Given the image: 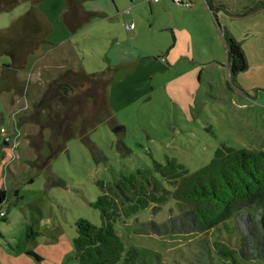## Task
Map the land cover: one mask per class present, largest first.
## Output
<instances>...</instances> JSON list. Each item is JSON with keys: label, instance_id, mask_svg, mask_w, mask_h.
Instances as JSON below:
<instances>
[{"label": "rangeland", "instance_id": "rangeland-1", "mask_svg": "<svg viewBox=\"0 0 264 264\" xmlns=\"http://www.w3.org/2000/svg\"><path fill=\"white\" fill-rule=\"evenodd\" d=\"M190 1L191 9L145 0L129 10V0H107L114 11L118 8L123 13L118 26L96 24L78 33L71 30L74 25L70 30L65 25L68 0H45L36 6L53 27L48 39L53 47L42 49L43 54L50 52V60L48 57L45 61L49 70H67L68 67L53 62L63 57L78 71L102 75L108 79L107 99L104 93L102 102L95 95L93 102L80 103L84 120H75L76 131L66 140V148L39 169L29 140L38 134V126L28 124L16 130L14 123L31 113L48 83L41 90L43 83L33 82L34 71L29 75L22 71L19 74L28 82L27 97L0 95V144L5 140L2 127L7 131L6 137L14 136L11 153L7 149L0 157V186L19 189L18 196L10 193V199L0 205V213H7L5 218L0 216V264H79L73 246L75 222L86 219L101 225L99 211L90 206L101 193L98 181L114 183L138 169H152L153 161L164 163L167 157L175 158L193 173L209 164L223 145L238 150H264V0H213V7L218 5L213 9L218 22L204 0ZM94 3L85 1V5ZM127 4L128 8L123 9ZM31 6L26 1L8 12H0V31L10 29ZM157 6L161 12L165 7L167 11L177 10V18L187 28V44L179 42L182 47L175 52L180 54L185 47L193 52V57L180 59L170 73L160 57L173 44L172 36L169 31L154 33L151 28L158 21L156 15L151 16ZM131 23L135 30L126 29ZM114 30L124 40L135 36V45L159 54V59L152 57L137 69L132 65L111 69L106 56L117 45V36L111 34ZM225 37L240 45L246 70L230 73ZM36 56H30L28 71ZM115 59L118 62L121 57ZM10 62L9 57L0 56V70ZM194 69L196 75L192 77ZM37 73L44 81L52 78L42 70ZM88 85L80 91L78 101L85 99L87 89L96 86ZM93 122L96 126L87 130ZM116 127L124 129L114 132ZM45 135L47 138L48 132ZM93 149L99 152V163L93 157ZM180 215L181 207L169 196L157 212L152 208L141 210L118 222L116 229L126 248L135 249L146 264H209L210 255L200 247L205 238L210 242L231 241L234 247L241 245L235 222L232 236L223 228L212 235L147 233L150 221L163 223ZM28 225L35 233L33 241L26 236ZM211 264H264V260L244 261L236 256L234 262L213 254Z\"/></svg>", "mask_w": 264, "mask_h": 264}, {"label": "trees", "instance_id": "trees-1", "mask_svg": "<svg viewBox=\"0 0 264 264\" xmlns=\"http://www.w3.org/2000/svg\"><path fill=\"white\" fill-rule=\"evenodd\" d=\"M26 1L32 6L25 15L10 29L0 31V56L11 59L0 71V95L27 97L28 82L20 79L19 73L27 70L30 56L44 46H52L48 39L53 27L36 8L45 0H0V12H8ZM79 6V0H68L66 23L71 14L77 13ZM209 6L212 10L211 3ZM214 18L218 22L215 15ZM225 42L230 73L234 75L246 70L247 62L240 45L228 37ZM90 83L96 86L87 89L90 94L87 92L85 99L78 101L80 91ZM107 86L108 79L102 75L67 69L48 83L41 98L33 104L31 113L22 115L14 123L16 130L27 124L38 126V134L30 136L29 140L37 154L35 162L39 169L66 148V140L76 131L75 120H84L80 103L83 100L93 102L95 95L102 102L104 93L107 99ZM95 124H88L86 129L90 130ZM13 139L14 136L10 137L11 142L4 140L0 144V157L3 158L4 152L11 148ZM98 154L93 149V157L99 163ZM97 185L101 193L90 206L99 211L101 225L96 226L86 219L75 222L77 235L73 246L79 264H146L135 249L126 248L116 225L141 210L152 208L157 212L169 196L181 207V215L163 223L150 221L146 225L147 233L155 236L212 235L223 228L232 236L235 222L242 238L240 246H232L231 241L226 243L216 239L210 242L205 238L200 247L211 260L213 254L231 258L234 262L236 256L244 261L264 260V150H238L223 145L215 151L209 164L193 173L175 158L167 157L164 163L153 161L152 169H138L128 176L122 175L114 183L98 181ZM4 201L5 194L0 191V205ZM26 236L30 241L35 237L30 225ZM30 254L40 259L35 253Z\"/></svg>", "mask_w": 264, "mask_h": 264}, {"label": "crops", "instance_id": "crops-1", "mask_svg": "<svg viewBox=\"0 0 264 264\" xmlns=\"http://www.w3.org/2000/svg\"><path fill=\"white\" fill-rule=\"evenodd\" d=\"M85 1H95V3H94V5H85ZM183 1H189L191 3V7L188 9L192 8L193 3L190 0H183ZM204 1L208 6L209 11L211 13L213 12L212 13L213 17H214V15L217 17L216 13H214L215 10H213V9H214V7L217 8L218 5H215L213 7V0H204ZM143 2H145V0H138V1L129 0L128 4H131L129 7L130 8L129 10H133V9L139 7V5L142 4ZM169 2H171V4L170 3L167 4L166 1H164V0H161L158 3H162V4H164V6L176 5V6L183 7V5L177 4L171 0H169ZM209 3H211V5L213 7L212 10L209 6ZM128 4L125 7H123V9L128 8L127 7ZM79 5L80 6L77 9L78 10L77 13L71 14L69 22L68 23L65 22V25L67 26V28L69 30L71 29V25L75 26V28L71 29V30H74L75 32L77 31V33L79 31H85V29L86 30L91 29L92 27H95L96 24L97 25H101V24L106 25L107 23H110V24H113L114 26H118L119 15L122 12L119 11L118 8L116 9L117 11H114L113 8H111L109 3L107 2V0H79ZM166 8L167 7H165V9H164L165 11L161 12V10H160L161 8L157 6L156 10L151 11V16L156 15V18H158V21L156 23H152L151 28L153 29L154 33L156 31H159L160 33L169 31V33L172 36L173 44H171L169 46L168 50L162 51L161 52L162 57H160V58H162V60L164 59L165 62L163 61V63L167 64V68L169 69L168 73H170V72H172L173 68H175L177 65L180 64L179 63L180 59L184 60V58L188 59L190 57H193V52H192V49L190 47L189 48L185 47L186 48L185 51L182 52L183 55H182V53L177 54L175 52V51H177V49L182 47L181 44H179V42L184 41L187 44L188 32H187L186 27H184V28L182 27L181 20L177 18L178 13L174 12L177 10L168 9V11H167ZM67 11H68V8H67ZM126 12H128V11H126ZM169 17L171 18V20H169ZM217 19H218V17H217ZM132 24L133 23H131L130 25H132ZM127 26H129V25H126V29H127ZM80 28H82V29H80ZM111 34L117 36L116 39H114V40H116L115 42H117V45H115V46L113 45L112 49L108 52V54L106 56V60L108 59L109 66L111 67V69L115 70L119 67H123V66L125 67V66H129V65L130 66L132 65L135 69H137L139 67V65H142V62L147 61L148 59H150L152 57L159 59V56H158L159 54L156 55V53H153V51L152 52L147 51V49H145L143 46L138 47L137 45H135V44H137V41H136L137 38L135 36H134L133 40L132 39L124 40L121 38L120 34L116 35V30L112 31ZM65 44H67V43H65ZM49 47H50L49 49H51L53 46L52 47L49 46ZM59 47H61V46H59ZM42 49H43V47L37 52L38 54L37 53L35 54L38 56V58H36L35 62L33 63L32 68L29 71L28 70L25 71L26 74H28V75L30 73H32V71L35 72V73L33 72V74H32L33 75V82L41 81L43 83V84H41V86H42L41 90L44 88L43 86H45L47 83H49V80H51L52 78H55L59 73H61L59 67H57L54 72H51L49 70L50 68H48L49 67L48 63H45V61L49 57L50 52L43 54L44 51ZM39 53H41V54L39 55ZM180 55H182V56L180 57ZM115 56H119V57H121V59L117 62L115 59ZM129 56L131 59L129 58ZM49 60H50V57H49ZM53 62L61 64V65H63V67L66 66V67H68V69L76 70L71 66V63L69 62V60L65 59L63 57H58L57 59H54ZM191 63H192V61H191ZM29 67L30 66H29V62H28L27 69ZM228 69H229V66H228ZM39 70H42V72H44L45 75H51L52 78H47V79H45V81L42 80V78L39 77V74L37 73ZM76 71H78V70H76ZM191 74H192V77L194 75H196V70L194 69L191 72ZM20 77H21V75L19 74V78ZM182 79H184V78H182ZM185 79H188V78H185ZM28 81L30 83L29 86H32L33 82L31 80H28ZM2 128H4V127H2ZM9 175H11V174H9ZM7 183L10 184L9 181H7ZM0 185H3V183L1 182ZM0 191H2L5 194V201L1 205H3L8 199H10V193H14L15 196H18V194H19V189H14V187H11V186L9 188L6 186L5 189L1 188V186H0Z\"/></svg>", "mask_w": 264, "mask_h": 264}, {"label": "built area", "instance_id": "built-area-1", "mask_svg": "<svg viewBox=\"0 0 264 264\" xmlns=\"http://www.w3.org/2000/svg\"><path fill=\"white\" fill-rule=\"evenodd\" d=\"M153 1L160 2L161 0H153ZM171 1H173L175 3H178V4H182V5H184L187 8H190L191 7V3L189 1H183V0H171ZM127 29L128 30H134L135 29V26L133 24L132 25H129V26H127ZM163 61H164V59H163ZM1 133L5 135V140L6 141L11 142L10 137H6L7 136V131H6L5 128H1ZM10 149L8 151L9 153H11V150ZM0 215L3 218H5V216H6L5 212H2Z\"/></svg>", "mask_w": 264, "mask_h": 264}, {"label": "water", "instance_id": "water-1", "mask_svg": "<svg viewBox=\"0 0 264 264\" xmlns=\"http://www.w3.org/2000/svg\"><path fill=\"white\" fill-rule=\"evenodd\" d=\"M124 128H122V127H116L113 131L114 132H119V131H121V130H123Z\"/></svg>", "mask_w": 264, "mask_h": 264}, {"label": "bare ground", "instance_id": "bare-ground-1", "mask_svg": "<svg viewBox=\"0 0 264 264\" xmlns=\"http://www.w3.org/2000/svg\"><path fill=\"white\" fill-rule=\"evenodd\" d=\"M184 6V5H183Z\"/></svg>", "mask_w": 264, "mask_h": 264}]
</instances>
